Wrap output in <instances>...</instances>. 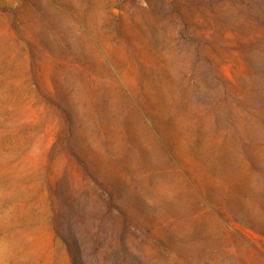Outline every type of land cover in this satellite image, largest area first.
I'll return each instance as SVG.
<instances>
[{"label": "rangeland", "instance_id": "rangeland-1", "mask_svg": "<svg viewBox=\"0 0 264 264\" xmlns=\"http://www.w3.org/2000/svg\"><path fill=\"white\" fill-rule=\"evenodd\" d=\"M0 264H264V0H0Z\"/></svg>", "mask_w": 264, "mask_h": 264}]
</instances>
